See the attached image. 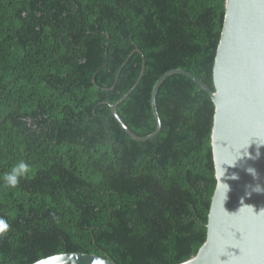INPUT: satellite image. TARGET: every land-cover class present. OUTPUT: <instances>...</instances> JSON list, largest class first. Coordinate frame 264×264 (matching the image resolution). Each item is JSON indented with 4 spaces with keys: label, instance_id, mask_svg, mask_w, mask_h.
Here are the masks:
<instances>
[{
    "label": "trees",
    "instance_id": "16d2710c",
    "mask_svg": "<svg viewBox=\"0 0 264 264\" xmlns=\"http://www.w3.org/2000/svg\"><path fill=\"white\" fill-rule=\"evenodd\" d=\"M226 0H0V264L89 252L119 264L197 253L217 178L214 86ZM140 48L143 55L136 51ZM29 165L15 188L3 177Z\"/></svg>",
    "mask_w": 264,
    "mask_h": 264
},
{
    "label": "water",
    "instance_id": "95a60500",
    "mask_svg": "<svg viewBox=\"0 0 264 264\" xmlns=\"http://www.w3.org/2000/svg\"><path fill=\"white\" fill-rule=\"evenodd\" d=\"M225 18L214 64V86L194 73L174 68L155 83L152 106L156 129L136 134L111 108L125 130L147 140L162 129L157 106L161 84L174 73L191 77L212 96L215 114L212 147L217 184L207 222V238L197 253L178 264H264V0H226ZM136 51L143 55L140 48ZM247 193V195L245 194ZM31 264H119L89 252H62Z\"/></svg>",
    "mask_w": 264,
    "mask_h": 264
},
{
    "label": "clouds",
    "instance_id": "9594fccd",
    "mask_svg": "<svg viewBox=\"0 0 264 264\" xmlns=\"http://www.w3.org/2000/svg\"><path fill=\"white\" fill-rule=\"evenodd\" d=\"M29 171L30 168L28 164L23 161L19 162L10 170V172L4 175V186L8 188H15L18 185L20 179L27 176ZM245 194L247 195V193ZM9 227L10 226L7 221L3 218H0V237H3V235L9 230Z\"/></svg>",
    "mask_w": 264,
    "mask_h": 264
}]
</instances>
